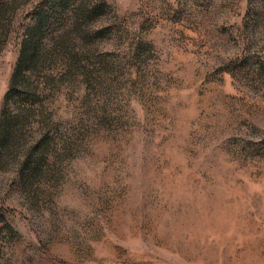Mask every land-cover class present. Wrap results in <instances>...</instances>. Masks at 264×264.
I'll return each instance as SVG.
<instances>
[{
  "label": "rangeland",
  "instance_id": "374dc122",
  "mask_svg": "<svg viewBox=\"0 0 264 264\" xmlns=\"http://www.w3.org/2000/svg\"><path fill=\"white\" fill-rule=\"evenodd\" d=\"M54 1L0 0V117L57 14L1 132L0 264H264V0Z\"/></svg>",
  "mask_w": 264,
  "mask_h": 264
},
{
  "label": "trees",
  "instance_id": "16d2710c",
  "mask_svg": "<svg viewBox=\"0 0 264 264\" xmlns=\"http://www.w3.org/2000/svg\"><path fill=\"white\" fill-rule=\"evenodd\" d=\"M63 0H55L52 7H57L58 5L61 8L59 15L62 16L65 13V6L60 5V2ZM55 3V4H54ZM54 11L55 9H51ZM45 8H40L36 11V23L28 29L26 36L22 42L17 63L15 65L12 78L10 81V88L5 96L2 114L0 117V155L2 150L7 148L6 145L10 140L8 133H3L1 136L2 128L5 127L7 130H11L12 125H9V109L11 105H15L16 111H18L17 117H26L28 116V111L33 109V105L38 101L37 89L31 82V79L35 77L43 68V64L47 62L48 52L44 48V35L47 28L51 26V21L54 19V14ZM47 83H51L50 79H47ZM13 101V104H11ZM19 103H22L24 106L21 109L18 106ZM11 104V105H10ZM29 104V106H27ZM11 110V109H10ZM18 120V119H17ZM19 121V120H18ZM16 124V123H15ZM9 125V126H8ZM6 142V145H4ZM43 144V141H42ZM42 155L38 156V160H33L28 158V161L25 163L24 168L28 171H35L36 166L39 164ZM31 159V160H30Z\"/></svg>",
  "mask_w": 264,
  "mask_h": 264
}]
</instances>
